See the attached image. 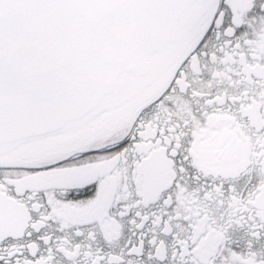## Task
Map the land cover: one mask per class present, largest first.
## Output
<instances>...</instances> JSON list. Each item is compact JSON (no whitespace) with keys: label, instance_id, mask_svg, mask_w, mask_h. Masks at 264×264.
Segmentation results:
<instances>
[{"label":"snow or ice","instance_id":"6c2138e0","mask_svg":"<svg viewBox=\"0 0 264 264\" xmlns=\"http://www.w3.org/2000/svg\"><path fill=\"white\" fill-rule=\"evenodd\" d=\"M0 264H264V0H0Z\"/></svg>","mask_w":264,"mask_h":264}]
</instances>
